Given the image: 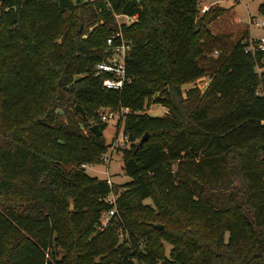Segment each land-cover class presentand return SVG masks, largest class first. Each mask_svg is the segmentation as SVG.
Masks as SVG:
<instances>
[{
  "label": "trees",
  "instance_id": "1",
  "mask_svg": "<svg viewBox=\"0 0 264 264\" xmlns=\"http://www.w3.org/2000/svg\"><path fill=\"white\" fill-rule=\"evenodd\" d=\"M119 29L132 49L116 89L95 66ZM250 33L233 5L200 0H0V264H264V49L247 50ZM121 106L122 188L86 170L110 145L102 113Z\"/></svg>",
  "mask_w": 264,
  "mask_h": 264
},
{
  "label": "rangeland",
  "instance_id": "2",
  "mask_svg": "<svg viewBox=\"0 0 264 264\" xmlns=\"http://www.w3.org/2000/svg\"><path fill=\"white\" fill-rule=\"evenodd\" d=\"M204 1L209 2L210 0H200L202 4ZM263 0H220V3L225 6L233 5L237 15L242 20H246L250 24V37L258 38L264 35V26L257 25L251 22L250 19H257L258 21L264 20V15L258 10L259 4ZM202 6V5H201ZM209 81V77L202 78L196 82H190L184 85V90L187 88L199 85L205 87ZM148 111L152 114H164L167 108L159 103L152 104ZM108 126L104 129V134L107 143L110 144L106 152L108 161H103L96 164H86V170L92 175H97L100 178H111L113 183L118 184L121 188L124 182L131 180V177L125 173L123 169V158L121 146L129 145V141L123 132V121L119 123V116L115 115L108 118ZM73 205H71L72 208ZM167 243V249L170 250L171 244Z\"/></svg>",
  "mask_w": 264,
  "mask_h": 264
},
{
  "label": "built area",
  "instance_id": "3",
  "mask_svg": "<svg viewBox=\"0 0 264 264\" xmlns=\"http://www.w3.org/2000/svg\"><path fill=\"white\" fill-rule=\"evenodd\" d=\"M210 7L209 4H202L201 6V12H204L208 10ZM116 20L121 22H131L134 19H136L137 14H115ZM251 22L256 23L257 25L264 26V20L258 21L257 19H250ZM118 38L119 41L114 44L115 39ZM108 44L113 46L111 55L102 61H99L95 66V72L97 74L108 71L109 75L105 76L103 78V83L107 87H112L119 89L123 86L127 76H126V70H125V60L128 56L129 52L132 49V40L127 39L122 30H117L116 32L112 33L107 38ZM255 48L264 49V35L260 36L258 38H249V45L247 47V50H254ZM129 111L128 107L121 106L118 109H107L102 113V118L108 120V118L113 117L115 115L123 116L125 113ZM108 156H104V161H108ZM107 181L114 185L111 178H107ZM106 199L108 202L115 204L116 201V193L114 189L107 194ZM116 212V207L113 205L109 210L105 211L103 215L101 216V227L105 226L111 216Z\"/></svg>",
  "mask_w": 264,
  "mask_h": 264
},
{
  "label": "water",
  "instance_id": "4",
  "mask_svg": "<svg viewBox=\"0 0 264 264\" xmlns=\"http://www.w3.org/2000/svg\"><path fill=\"white\" fill-rule=\"evenodd\" d=\"M80 1L81 0H76V2H80ZM77 108L81 109L82 112L85 113V110L80 105H77ZM91 129L96 133V135H100L102 133V129L99 127V124L97 122L92 124ZM146 137H147V132L144 135H142L139 142L145 140ZM155 226L160 228L162 227L161 224H155Z\"/></svg>",
  "mask_w": 264,
  "mask_h": 264
},
{
  "label": "crops",
  "instance_id": "5",
  "mask_svg": "<svg viewBox=\"0 0 264 264\" xmlns=\"http://www.w3.org/2000/svg\"><path fill=\"white\" fill-rule=\"evenodd\" d=\"M204 3L209 4V5H212V4H220V5H222L220 3V0H210L209 2L204 1L202 4H204Z\"/></svg>",
  "mask_w": 264,
  "mask_h": 264
}]
</instances>
